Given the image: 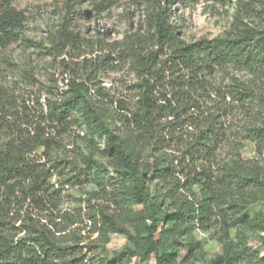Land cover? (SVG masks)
<instances>
[{
  "label": "trees",
  "instance_id": "trees-1",
  "mask_svg": "<svg viewBox=\"0 0 264 264\" xmlns=\"http://www.w3.org/2000/svg\"><path fill=\"white\" fill-rule=\"evenodd\" d=\"M83 1L101 13L121 0ZM146 1L150 8L145 31L126 35L116 48L132 62L138 79L131 86L137 99L134 108L118 101L121 134L104 118L99 100L108 96L94 82L101 63L111 56L100 62L84 58L75 65L80 72L69 70L66 89H47L45 102L38 97L26 119L11 120L14 102L0 88V264H98L86 254L88 246L61 244L57 229L34 223L17 227L8 218L13 206L27 199L51 206L61 198L60 190L50 182L57 170L52 153L60 146L56 139L59 130L75 123V113L93 135L104 139L106 158L115 175L109 183L118 189V202L128 210L127 222L135 229L132 233L101 207L89 219L95 226L101 225L104 236L128 238L134 245L127 253L130 257H153L156 264H174L183 245L190 251L201 248L194 236L200 230L213 234L223 246L221 264H254L249 260L253 253L246 234L264 232V222L248 216L253 205L264 202V165L260 163V159L264 161V88L236 79L219 88L211 78L216 70L229 67L263 77L264 29L248 26L241 17L225 36L186 42L172 22L170 8L161 6L163 0ZM26 20L13 0H0V53L19 42ZM90 43L74 32L67 16L47 55L61 58L77 51L85 57L82 49ZM256 108L263 118L235 130L229 118ZM231 136L236 140L230 153L219 158L221 150L233 143ZM244 142L255 145L257 158L242 157L240 144ZM152 152L150 163L145 155ZM85 164L89 172L96 169L97 176L102 171L93 158H87ZM78 176L70 183L80 182ZM154 180L162 182L163 188L153 192ZM102 191L106 195L107 186ZM22 233L25 235L19 237ZM124 256L107 264H121Z\"/></svg>",
  "mask_w": 264,
  "mask_h": 264
},
{
  "label": "rangeland",
  "instance_id": "rangeland-1",
  "mask_svg": "<svg viewBox=\"0 0 264 264\" xmlns=\"http://www.w3.org/2000/svg\"><path fill=\"white\" fill-rule=\"evenodd\" d=\"M171 2V5H168L166 0H163L161 6L170 8L172 22L179 27L186 42L225 36L232 31L236 18L241 17L248 26L264 29V0H171ZM73 3L74 0H13L14 6L25 12L27 20L19 42L0 53V88L6 89L10 100L14 102L11 120L18 116L28 118L38 97L42 103L45 102L47 89L56 87L66 89L65 79L68 78L69 70L75 69L76 73L80 72V67L75 65L84 58L100 62L106 56H111L101 63L102 67L96 72L94 82L96 88H102V92L108 96L105 101L99 100L104 118L117 134H121L124 128L117 109L120 107L118 101L123 100L122 106L126 108H134L132 104L137 99L131 86L138 79L132 62L124 54L120 56L116 50L119 46L117 43L139 29L141 32L145 31L146 16L150 7L146 0H121L110 9L97 13L90 2L80 0L76 5ZM71 5L73 7H70ZM67 16L71 17L74 32L91 41L89 47L82 49L86 50L85 57L79 56L77 51L65 54L61 58L47 55L53 38ZM232 79L257 85L259 89L264 88V76L254 75L247 70L238 71L233 67L216 70L211 81L215 87L226 88L233 84ZM227 101L230 103V98H227ZM256 110L257 108L254 111L249 109L235 112L229 118V122L235 130L250 122L256 124L263 118L257 115ZM74 116L75 123L69 124L68 127L59 130L60 134H56L60 146L52 153L53 164L57 170L53 171L50 182L52 187L60 190L61 198L51 206H39L27 199L26 202L14 205L8 218H12L17 227L24 223H34L57 229L60 232L57 236L61 244L72 246L80 242L81 246H88L86 254L94 258L98 264L110 263L121 254H125L121 264H156L153 257L149 260L130 257L127 253L134 250V245L128 238L120 234L104 236L103 229L100 230L101 225L95 226L90 221L89 215H96L103 207L120 224L135 233L134 226L127 222L128 210L123 209V205L118 202V189H113L109 183L115 179V175L106 158L104 139L99 135H93L82 123L79 114L75 113ZM231 138L233 143L229 142L231 145L228 144L221 150L219 158H224L230 153L236 140V137ZM240 145V154L243 158L254 160L258 157L254 144L244 142ZM151 154L153 152L145 155V159L150 163L154 160ZM87 158H93L98 166L102 165L99 168L102 171L98 176L95 175L96 169L92 172L87 171L85 164ZM260 161L261 165H264V161L262 159ZM77 175L81 181L71 184L70 180L75 181ZM103 186H107L106 195L102 191ZM162 188L163 183L158 180L151 183L153 192ZM141 209L133 207L135 211ZM165 209L170 212L169 203H166ZM248 216L264 222V202L253 205ZM23 235L25 233L19 237ZM232 235L236 239L235 231H232ZM194 236L201 243V248L190 251L189 247L183 245L174 264H221L223 246L213 238V234L196 230ZM246 236L247 246L253 253L250 262L264 264L259 263L264 258V232L256 230L247 232ZM106 238L109 239V243L106 242Z\"/></svg>",
  "mask_w": 264,
  "mask_h": 264
}]
</instances>
